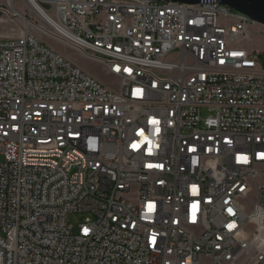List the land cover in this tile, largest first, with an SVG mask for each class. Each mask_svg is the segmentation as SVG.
<instances>
[{"label":"built area","instance_id":"2783aa9c","mask_svg":"<svg viewBox=\"0 0 264 264\" xmlns=\"http://www.w3.org/2000/svg\"><path fill=\"white\" fill-rule=\"evenodd\" d=\"M21 2L113 82L0 33V264H264L263 53L239 43L260 24L216 0Z\"/></svg>","mask_w":264,"mask_h":264},{"label":"rangeland","instance_id":"374dc122","mask_svg":"<svg viewBox=\"0 0 264 264\" xmlns=\"http://www.w3.org/2000/svg\"><path fill=\"white\" fill-rule=\"evenodd\" d=\"M3 4L5 5V0H3ZM13 7L17 9L19 12H21L22 15H24L25 18L29 19L30 21H33L35 24H43L42 20L35 15V13L31 12L27 7H25V4L21 2V0H16L15 3H13ZM0 17L3 18V22H0V33L2 34H9V35H17L19 33L20 28L22 27L21 19L17 17H8L7 15H0ZM27 29H29V32L36 35L43 41L47 42L50 46L55 48L57 51H59L63 55L71 56L72 58L76 59V62L83 67L85 70L91 72L93 75L97 76L100 80H102L105 83H112L113 79L104 72L103 68L97 64L90 62L88 60H85L81 57H79L77 54H74L71 52V50L66 49L63 45L55 42L50 37L39 33L35 29H32L31 27L27 26ZM240 45L244 48L250 50L259 52L261 51L264 54V27L260 25H254L248 30V38L241 40ZM82 216L78 214H71L67 217V222L71 224L75 229L80 222Z\"/></svg>","mask_w":264,"mask_h":264},{"label":"water","instance_id":"95a60500","mask_svg":"<svg viewBox=\"0 0 264 264\" xmlns=\"http://www.w3.org/2000/svg\"><path fill=\"white\" fill-rule=\"evenodd\" d=\"M159 2H175L183 4H195L199 0H153ZM235 12L249 17L254 22L264 26V0H216Z\"/></svg>","mask_w":264,"mask_h":264},{"label":"snow or ice","instance_id":"6c2138e0","mask_svg":"<svg viewBox=\"0 0 264 264\" xmlns=\"http://www.w3.org/2000/svg\"><path fill=\"white\" fill-rule=\"evenodd\" d=\"M125 71L131 72V69H125ZM140 91H141L140 89H137V90H136L137 94H139ZM151 123H152V124H157L158 121H156V120H152ZM158 131H159V129H157V132H158ZM138 134L141 135V136H143V131L141 130ZM147 139H148L147 137H144V140H147ZM141 143H143V141H142ZM148 143L151 144V141H148ZM140 146H141L140 144H136V143L132 144V147H133L134 149H138V148H140ZM194 150H195V149H190V151H194ZM260 155H261V157H264V153H261ZM238 159L246 161V160H247V157H246V156H240V157H238ZM148 166H149V167H152V165H148ZM151 208H152V205L149 204V210H151ZM195 208H196V205L194 204V205H193V209H195ZM228 211L231 213V212H232V209H229ZM193 215H194V217H195V213H194ZM228 227H229V229H232V228L235 227V225H234V224H229ZM84 232L87 233V232H88V229L85 228V229H84Z\"/></svg>","mask_w":264,"mask_h":264},{"label":"bare ground","instance_id":"6f19581e","mask_svg":"<svg viewBox=\"0 0 264 264\" xmlns=\"http://www.w3.org/2000/svg\"><path fill=\"white\" fill-rule=\"evenodd\" d=\"M30 11L35 13V15L40 18V14H39V12L37 11V9L35 7H31ZM17 18L21 19L20 22H22V27L27 28V26H29L32 29H39L38 26H34L33 21H30L29 19L25 18L24 15L21 14V12H20L19 15H17Z\"/></svg>","mask_w":264,"mask_h":264},{"label":"trees","instance_id":"16d2710c","mask_svg":"<svg viewBox=\"0 0 264 264\" xmlns=\"http://www.w3.org/2000/svg\"><path fill=\"white\" fill-rule=\"evenodd\" d=\"M260 60H261L262 64L264 65V54L260 55Z\"/></svg>","mask_w":264,"mask_h":264},{"label":"crops","instance_id":"0c3cea01","mask_svg":"<svg viewBox=\"0 0 264 264\" xmlns=\"http://www.w3.org/2000/svg\"><path fill=\"white\" fill-rule=\"evenodd\" d=\"M248 50V49H247Z\"/></svg>","mask_w":264,"mask_h":264}]
</instances>
